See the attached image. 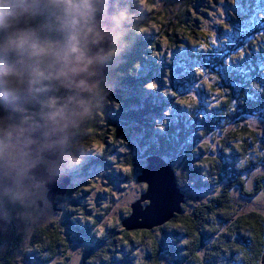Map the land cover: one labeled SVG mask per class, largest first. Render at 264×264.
Here are the masks:
<instances>
[{
    "label": "clouds",
    "instance_id": "9594fccd",
    "mask_svg": "<svg viewBox=\"0 0 264 264\" xmlns=\"http://www.w3.org/2000/svg\"><path fill=\"white\" fill-rule=\"evenodd\" d=\"M145 12L143 0H0V247L15 243L16 264L59 223L73 176L98 159L95 130L121 107V69L147 39ZM181 103L195 109L197 99ZM153 131L165 129L153 123ZM64 179L65 193L54 192ZM126 203L113 202L111 213Z\"/></svg>",
    "mask_w": 264,
    "mask_h": 264
},
{
    "label": "rangeland",
    "instance_id": "374dc122",
    "mask_svg": "<svg viewBox=\"0 0 264 264\" xmlns=\"http://www.w3.org/2000/svg\"><path fill=\"white\" fill-rule=\"evenodd\" d=\"M180 2L181 0H143L147 12V14H143L146 16L145 18H148V26L144 27L147 33V43L144 53L142 52V55H145L144 59L141 60L142 63L136 70V77L142 81L140 89L143 91V94H132L128 89L121 90L123 96L127 97L129 100V109L133 111H137L138 108L142 109L141 104L146 100L147 96L150 97L151 102L157 105V108H151L145 111L142 119L144 121L143 126L134 124L133 127L135 129L128 126L130 135L125 139V145L122 147H115L112 155L110 154L107 161L105 160L106 166L92 165L91 167L94 168L90 170L86 179L79 174L75 176L74 184L79 183L80 180H91V178H93L96 183V188L90 185V183L88 187H86V185H80L78 187L80 192L73 197V200L77 201L80 205L76 204L77 209L82 211L83 215L89 217L91 221L93 220L92 218L96 217L98 214L105 212L103 209L104 206H111L113 202H118L124 198L127 199V203L121 207L117 214L113 215L109 209L111 215H107L102 219V227L107 226L113 216L119 217L123 214V211L126 212L129 209V205L139 198V190L144 191L146 187L136 180L128 182L127 179L124 178V173L125 169H128V171L130 170L128 167L147 166V157L144 158L147 153L145 152L147 148L146 145L143 146L140 142L142 141L144 132L149 134V132L152 131L154 133L153 123H156L159 128L165 129L163 135H169V128L172 127L174 128L172 133L176 135V133H178V124L180 125V121H182L184 122L182 130L189 132V134L191 133L184 139V143L187 147L190 146V151L192 153L190 159H193L191 162L192 164L190 163L189 165L188 158L180 157L172 160L173 162L171 165V158L169 155L168 159H164L158 155L165 164L175 168L176 175L180 177L179 180L183 185H186L187 181L188 183L191 181L195 183L193 172L198 171V162L196 161L210 155L208 152L205 154L204 149L211 150L215 157L222 161V163L220 162L221 165L223 164L227 170V173L222 174H226L228 180H212L216 187L215 189H206L205 187L194 190L193 188L185 187L182 192L186 202L180 205L181 213L178 215L186 213V211L183 210V206L184 209H192L193 206L206 203L209 198L220 193L227 184H230L228 181H232L230 180L232 176L230 170H232V167H229L230 163L229 161L227 162V160L230 159L232 151H230L229 148L239 149L237 145H239L238 142H240L241 134L245 129L248 130V134L252 132L255 134V138H251L250 141L257 139L256 143H250V150L246 158L255 160L259 156L264 160V109L252 115L237 114L234 110L230 109L227 120L226 118L220 121L217 120L218 124L211 125L214 115L219 116L216 106L219 105L221 97L217 94L209 95L212 88H217L215 85L217 82H219V87L226 88L225 85L221 83L220 78L226 80L227 84H231V88H236L238 90L242 85L236 82L237 79L245 80L246 83L244 86L248 87L247 85L250 84L251 78L255 79L257 75L264 71V55L260 56L257 54L259 59L263 58L260 67L248 71L251 78L246 77L244 79L240 76V73L243 72V66L241 67L242 62L245 63L246 59H248L246 56H248V54H254L256 51H264V0H199L197 12L193 11L192 16L193 19H197L199 24L193 29L200 35V41L194 40L193 38L188 41L189 37H187L188 42H181L176 45L164 35V31L162 32L159 18L164 12H167L170 20H173L172 11L166 10L173 9V11H175ZM141 19L143 20V15H141ZM210 28H215V33H211L209 31ZM205 33L212 34L211 40L215 41V45L210 42L209 37ZM205 44H208L209 48L218 53L217 55L221 57V65H213L204 57L203 62H198L196 55L200 51L205 50L201 47ZM138 46H140V44ZM147 49H149L148 55H146ZM225 60H228L227 66L224 65ZM177 62L180 63L176 64ZM196 68L201 69L199 74L195 72ZM174 71L175 73H173ZM210 75L212 79H210ZM232 75L235 76L230 77ZM177 77H187L185 81L187 87L178 86ZM231 79H233V81ZM258 80L264 82V74L259 76ZM171 84H174L177 88L179 100H186L188 95H192L197 99V105L203 107L198 113V117H201L198 118V121L191 122L190 119H188L191 116L190 113L186 115L183 113L178 114L173 106H167L166 94H171L168 92L172 91ZM150 85H154V87H150ZM228 94H230V92L226 91L224 96L226 97ZM258 97L257 95L253 96L254 99ZM166 109L167 117L162 118L161 113ZM206 128L207 131L210 132L207 133V135L204 134V131L207 132ZM229 133H237L239 136L232 140ZM227 137L229 138L227 139ZM105 141H108L107 147L111 149V141L109 139H105ZM152 141L157 144L158 140L152 138ZM222 141L229 144H226L225 147H221L222 145H220V143ZM104 143L105 142H100L99 139L96 140L98 149L104 150L106 147ZM122 152L125 154L131 152L130 155L133 159L132 166L125 165ZM220 152L230 154L226 157L227 155H222ZM239 172L242 171H236L237 174ZM259 173L264 174V167L250 173V176L253 178ZM113 174L116 182L112 180L111 176ZM243 174L244 173H242V175ZM184 178H186L187 181ZM124 183L126 184L124 185ZM251 188L252 181L247 180L246 190L252 191ZM85 189L88 190L89 193H85ZM239 191L240 189L238 187L229 190L231 201L227 200L226 207L231 205L232 210L237 214L256 212L264 216V191L258 192V194H256L257 196L253 195L254 198L252 199L243 197ZM216 223H218V221ZM225 224L227 227L229 226V224ZM61 225L60 218L59 223L50 224L48 227L52 226L58 228L61 227ZM218 225L220 224L218 223ZM148 243L149 242H145V244L140 247H134L128 243V264H134L133 260L135 264H144L147 253L151 252V248H148ZM167 245L168 243L164 245V253L160 254L164 262H167V254H165L167 251L165 247H167ZM212 264L218 263L213 262Z\"/></svg>",
    "mask_w": 264,
    "mask_h": 264
},
{
    "label": "trees",
    "instance_id": "16d2710c",
    "mask_svg": "<svg viewBox=\"0 0 264 264\" xmlns=\"http://www.w3.org/2000/svg\"><path fill=\"white\" fill-rule=\"evenodd\" d=\"M198 3L199 0H181L177 7L179 8V11H172L173 20H170L167 12H164L160 16L159 22L161 23L160 27H162V32L164 31V35L168 37L172 43L177 45L181 42H188L189 40H192V38L194 40L200 41V35L193 29L199 24L197 19H193L192 16L193 11L197 12ZM145 13L147 14V12ZM145 21L148 26V18H145ZM187 37H189L188 41ZM143 49L145 50L144 46ZM217 54V52L208 47V50L197 53L196 59L198 62H203L204 57L213 65H221V57H219ZM257 54L263 56L264 51H256L254 54H248V56H246L248 59H246L245 63L242 62L241 67L243 66V72L240 73L242 78H251L248 74V71L260 67L263 58L259 59ZM133 62L134 60L130 61L129 59L127 66L121 69V71L124 72L122 88L127 86L128 91H130L132 94H143V91L140 89L142 81L136 77L137 64H134ZM173 73H175V71ZM262 73H264V71ZM262 73L257 75L255 79L251 78L250 84L247 85L248 87L244 86L246 83L245 80L237 79L236 82L242 85V87L238 90L236 88H231V84H227L226 80L222 78H220V81L225 85L226 88L219 87V82L215 83L217 88H212V90L209 92V95L211 96L217 94L221 97V99L219 100V105L216 106L218 108L217 111L219 112V116L214 115L211 125L218 124L217 120L220 121L221 119L225 118L227 120L230 109L234 110L235 113H241L242 115H252L261 109H264V98H261L264 97V94L256 93L255 89L251 87L252 81H255L262 89H264V82L258 80ZM234 76L235 75H232L230 77ZM186 78L187 77H179L177 85L180 87H187L185 82ZM210 79H212L211 75ZM231 80L233 81V79ZM171 90L172 91H168L171 94H166L167 106H173L178 114L183 113L186 115L190 113L191 116L188 119H190L191 122L198 121V118H201L198 117V113L203 107L197 105L195 109H188L187 105L181 103V101H184L185 99L179 100L177 88L174 84H171ZM226 91H229L230 94L225 97L224 95ZM254 95L259 97L254 99ZM223 96L225 97V100ZM116 99L121 105L120 109H117V111L112 113L110 122L104 120L102 116L101 123L95 130L96 140L99 139L100 142H105L104 144L106 145L104 150L101 149L103 151L101 156L109 155L106 153V150H109V147H107L108 141H105V139H109L111 141L110 145L114 144L117 147H122L125 145V139L128 137V135H130L128 132V126L132 128H134V124L143 126L144 121L142 119L144 117L145 111H148V109L151 108H157V105L154 102H151L149 96H147L146 100L142 102V109L138 108L137 111L127 108V104H122L120 97L117 96ZM113 107L116 106L114 105ZM180 123V125L178 124V133H176V135L172 133V131H174L173 127L169 128V135H163V133L158 132L153 133L152 131H150L149 134L144 132L142 135V141L140 142L141 145H146L147 148L145 151L147 153L144 158L150 155H159L164 159H168L170 156V164L172 165V160L180 157H186L189 159L190 165V163L193 161L192 158L190 159V155L192 153L190 151V146L187 147L185 145L184 139H186L191 133L189 134V132L182 130L184 122L180 121ZM98 131L102 132L99 138ZM247 132L248 130L246 129L244 132H242L240 142H238L239 145H237L239 148L238 150L229 148L232 153L230 155V159L227 160V162L229 161V167H232V170H230V173L232 174L230 180L232 181H228L230 184H227L220 191V193L209 198L206 203L193 206L192 209H184L183 206V210L186 211L185 214H174L169 221L162 224L160 227L153 228L150 231L132 230L128 232L122 224L123 221L128 218V216L124 220L123 218L125 215H130L131 206L140 199L139 196L137 201L132 202L129 205V209L126 212L123 211L121 216H113L111 219L110 222H113L116 226V229L118 230L115 237L116 241H114L112 237H109V241L113 242L111 248L122 250L127 254L128 243L134 247H140L143 246L145 242H149L148 248H151V252L147 253L144 264H212L213 262H217L218 264H263L264 216L256 212L237 214L234 210H232L231 205L226 207L227 200L231 201L229 190L234 187H238L240 189V194L248 199H252L254 198L253 195L255 196L258 194V192H261L262 190L264 191V174L259 173L253 178L250 176V173L256 170L258 171L259 168L264 167V160L259 156L255 160L246 158L250 150V143H256L257 140L253 139L250 141L251 138H255V134L253 132L248 134ZM207 133L210 132L204 131V134L207 135ZM229 136L232 137L233 140L239 135L237 133H229ZM152 138H156L158 140L157 144L152 141ZM228 138L229 137H227V139ZM226 144L229 143H225L224 141L220 143V145H222L221 147H225ZM131 152L129 154L122 152L126 166L133 165V159L132 162L130 159ZM207 152L210 155L196 161L198 162V171L193 172L195 183H192L193 181L188 183L186 178H184L187 183L186 185H183V183L179 180L180 177L176 175L175 168L172 167L177 178L178 188H180V192L182 194V191L185 187L193 188L194 190L205 187L206 189H215L216 187L212 180H228L227 175L222 174L227 173L226 167H224L223 164L221 165L222 161L217 159L211 150L204 149V153L207 154ZM220 154H225L227 155L226 157H228L230 153L220 152ZM109 156L104 157L103 161L107 160ZM128 168L130 170L124 173L125 179H127L128 182L135 180L137 181V177L142 167ZM236 171L242 172L237 174ZM242 173L244 174L242 175ZM111 177L112 180H116L114 174ZM247 180L252 181V191L246 190ZM89 183L90 185H93L94 188H96V183L94 182L93 178H91V180L84 181L80 185H86V187H88L90 186ZM125 184L126 183H124V185ZM80 185H76L77 191L73 193V196L80 192L78 189ZM85 193H89V191L85 189ZM184 202H186V200ZM146 204L148 203L146 202L143 205L145 206ZM103 209L105 212L94 217L95 221H97V217H99V219H101V217L103 218L105 213L107 215H111L109 213L110 206H104ZM80 220L84 223L85 228H87L89 225H92L93 221H91L89 217L82 215L79 217L77 222L78 225L82 224ZM217 221L220 225L216 223ZM98 223L102 227L101 221H98ZM225 223L229 224V226L227 227ZM132 237L138 238L133 239ZM166 243H168L167 247H165V249H167L165 253L167 254V262H164L162 261L160 254L164 253L163 248ZM119 259L123 261L125 258L120 257ZM133 262L135 264L134 260Z\"/></svg>",
    "mask_w": 264,
    "mask_h": 264
},
{
    "label": "flooded vegetation",
    "instance_id": "af4514ba",
    "mask_svg": "<svg viewBox=\"0 0 264 264\" xmlns=\"http://www.w3.org/2000/svg\"><path fill=\"white\" fill-rule=\"evenodd\" d=\"M142 15L144 20L146 16ZM146 43V41H142L140 46H137L136 50L129 57L130 61L134 60L133 63H136L137 67L140 66L141 60L144 59L145 55H142V52L144 53L145 51L143 46L145 47ZM125 88L128 89L127 86H124L120 90ZM120 90L117 92V96L121 98L122 104H127L128 108V98L124 97L123 92ZM101 134L102 132L98 131V138ZM110 146L111 149L106 150V153L112 155L116 145ZM102 153L101 149H97L98 159L86 162L83 175H79H88L90 170L94 168L91 167L92 165L106 166L107 164L103 160L104 157L109 155L101 156ZM75 176H73L72 182H74ZM84 181L80 180L76 185H80ZM76 185L67 192V197L59 208L61 227L54 228L49 226L47 229H43L38 237H33L29 241V246L36 250L29 251L23 255V264H128V251L126 254L122 250L111 248L113 242L109 241V237H112L116 241L115 237L118 231L115 224L110 222L108 226H99L98 221H102L107 216L106 213L101 219L97 217V221L92 218V225H89L87 228L84 227V223L81 220L83 225H78L79 217L83 213L77 209L79 203L73 200V193L77 191ZM20 255L21 252L17 250L15 243L10 244L8 247H0V264H16V258ZM119 255L125 259L121 261Z\"/></svg>",
    "mask_w": 264,
    "mask_h": 264
},
{
    "label": "water",
    "instance_id": "95a60500",
    "mask_svg": "<svg viewBox=\"0 0 264 264\" xmlns=\"http://www.w3.org/2000/svg\"><path fill=\"white\" fill-rule=\"evenodd\" d=\"M209 31L214 32L213 28ZM147 166L141 168L137 182L147 187L144 195L131 206V213L123 221L124 228L132 230H151L169 221L174 214L181 213L183 194L178 188L175 172L164 161L152 155L146 158ZM69 179H64L53 191L63 194ZM148 203L145 206L143 203Z\"/></svg>",
    "mask_w": 264,
    "mask_h": 264
},
{
    "label": "snow or ice",
    "instance_id": "6c2138e0",
    "mask_svg": "<svg viewBox=\"0 0 264 264\" xmlns=\"http://www.w3.org/2000/svg\"><path fill=\"white\" fill-rule=\"evenodd\" d=\"M150 87H154V85H150Z\"/></svg>",
    "mask_w": 264,
    "mask_h": 264
},
{
    "label": "bare ground",
    "instance_id": "6f19581e",
    "mask_svg": "<svg viewBox=\"0 0 264 264\" xmlns=\"http://www.w3.org/2000/svg\"><path fill=\"white\" fill-rule=\"evenodd\" d=\"M150 231V230H149Z\"/></svg>",
    "mask_w": 264,
    "mask_h": 264
}]
</instances>
